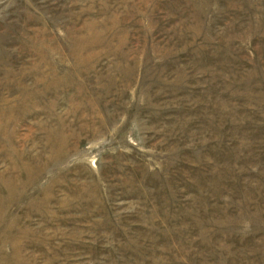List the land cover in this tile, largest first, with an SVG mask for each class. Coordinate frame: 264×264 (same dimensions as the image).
Masks as SVG:
<instances>
[{
	"label": "rangeland",
	"instance_id": "1",
	"mask_svg": "<svg viewBox=\"0 0 264 264\" xmlns=\"http://www.w3.org/2000/svg\"><path fill=\"white\" fill-rule=\"evenodd\" d=\"M0 264H264V0H0Z\"/></svg>",
	"mask_w": 264,
	"mask_h": 264
}]
</instances>
